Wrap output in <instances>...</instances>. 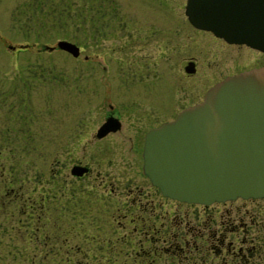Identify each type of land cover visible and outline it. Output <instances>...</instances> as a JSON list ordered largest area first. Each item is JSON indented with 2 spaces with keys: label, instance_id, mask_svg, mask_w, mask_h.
I'll list each match as a JSON object with an SVG mask.
<instances>
[{
  "label": "flooded vegetation",
  "instance_id": "af4514ba",
  "mask_svg": "<svg viewBox=\"0 0 264 264\" xmlns=\"http://www.w3.org/2000/svg\"><path fill=\"white\" fill-rule=\"evenodd\" d=\"M192 28L209 40L182 65L190 86L198 85L188 104L175 111L168 97L124 81L118 87L129 94L97 111L89 100L80 113L60 114L50 159L32 179L26 145L21 153L9 148L21 159L7 171L0 164V255L7 263L264 264V195L188 202L162 193L142 169L149 128L201 100L226 75L264 65L263 51Z\"/></svg>",
  "mask_w": 264,
  "mask_h": 264
},
{
  "label": "rangeland",
  "instance_id": "374dc122",
  "mask_svg": "<svg viewBox=\"0 0 264 264\" xmlns=\"http://www.w3.org/2000/svg\"><path fill=\"white\" fill-rule=\"evenodd\" d=\"M184 1L0 0V164L5 171L21 159V154L11 157L9 148L17 146L14 152L21 153L18 146L26 145L28 174L38 175L35 167L50 159L60 114L80 113L89 100L94 112L99 103L129 94L120 82L136 81L158 100L168 97L175 111L191 102L198 85L190 86L182 65L209 39L187 22ZM58 39L75 43L77 56L56 47L42 50V44L55 45ZM250 60L260 57L253 52ZM0 264L9 263L0 255Z\"/></svg>",
  "mask_w": 264,
  "mask_h": 264
},
{
  "label": "water",
  "instance_id": "95a60500",
  "mask_svg": "<svg viewBox=\"0 0 264 264\" xmlns=\"http://www.w3.org/2000/svg\"><path fill=\"white\" fill-rule=\"evenodd\" d=\"M183 13L196 28L264 52V0H185ZM54 47L72 56L79 52L66 39L41 45L48 51ZM108 123L101 127L107 129ZM142 159L150 181L179 200L263 196L264 65L226 75L200 101L149 128Z\"/></svg>",
  "mask_w": 264,
  "mask_h": 264
}]
</instances>
